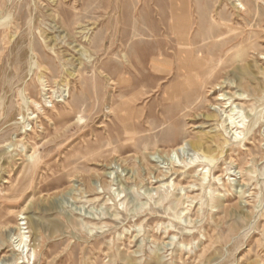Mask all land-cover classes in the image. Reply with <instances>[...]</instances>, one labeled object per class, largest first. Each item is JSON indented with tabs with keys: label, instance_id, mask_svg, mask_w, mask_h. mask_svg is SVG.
Here are the masks:
<instances>
[{
	"label": "rangeland",
	"instance_id": "1",
	"mask_svg": "<svg viewBox=\"0 0 264 264\" xmlns=\"http://www.w3.org/2000/svg\"><path fill=\"white\" fill-rule=\"evenodd\" d=\"M240 2L0 0V262L18 264L12 238L24 222L31 260L20 264H264V0ZM183 3L195 8L189 32L199 44L217 40L218 27L223 37L250 38L258 79L243 88L231 68L218 74L210 46L201 54L210 57L204 76L191 87L204 96L180 116L178 131H167L175 108L167 97L181 81L167 72L178 60L171 7ZM235 91L251 99L242 141L217 100ZM205 132L230 143L209 165L211 187L173 176L185 189L172 191L182 196L172 209L175 196L163 201L167 186L158 188L168 180L154 176L170 168L172 145H184L178 165L195 158L190 141ZM221 173L228 188L213 179ZM174 211L182 212L180 224ZM185 226L193 234L182 250ZM214 230L220 242L193 260Z\"/></svg>",
	"mask_w": 264,
	"mask_h": 264
},
{
	"label": "bare ground",
	"instance_id": "2",
	"mask_svg": "<svg viewBox=\"0 0 264 264\" xmlns=\"http://www.w3.org/2000/svg\"><path fill=\"white\" fill-rule=\"evenodd\" d=\"M235 1L240 2L241 0H235ZM235 5L238 7L242 5V3L240 2L239 4H235ZM194 12H195V8H192V5L188 3H183L180 6L173 4V6L171 7V15L173 17V23L170 26V29L172 33H174L177 37L176 55L178 56V60H177V64H175L173 68L167 70V72L169 76H173L177 79H180L181 81L171 85L170 88L173 91L167 97V100L168 99L171 100V103H173L175 107L174 110L168 114L167 120L171 121L170 123L171 126L167 131H172V130L178 131L182 123L180 116L184 115L185 110L194 109L196 106H198L199 98L201 96H204V93L199 92L197 90L194 91L191 89V87L195 86L196 84H199L201 78H203L204 76L203 73L206 69V66H208L210 57L209 56L203 57L201 56V54L206 53L209 50L210 46L213 47L215 46L214 55L220 61V63L217 66L219 70L218 74L221 73L222 71H225L226 69L231 68V70L235 75L234 77L238 76L240 80L239 86L241 85L243 88H247L252 80L258 79V75H257L258 73L256 72L255 69H253L254 66L251 64L249 59L250 57L253 56V54H255L254 53L255 47L249 41L250 38H247L243 34H236L233 32L223 37L225 34V32L222 31L223 28L218 27L215 29V31H213L212 34V38L213 37L218 38L217 40H214L211 44H207V43L199 44L195 39V37L193 38L190 36V32H189L190 27L192 25V22L190 20ZM135 25H136V29L141 34H144L139 19H137ZM169 45L173 48V44L170 43ZM165 53L166 52H163V50L158 52L159 55H163ZM260 54H264V53L261 52ZM152 61H153L152 62L153 67L154 68L158 67L159 61L156 58L152 59ZM262 72L264 73V68ZM246 78H248V80L246 81V84H243ZM207 83H212V81L204 82V84ZM218 84L220 87L217 86ZM223 84L224 81L222 83H217V85H215L216 86L215 88L216 89L220 88L221 90H223L224 89ZM259 85H261V83H259ZM262 88H264V85H262ZM245 93L246 92L237 93V91H235L229 93L230 94L229 95V94H225V92H222L219 94V97L217 98V100H219V105L223 108V113L227 114L226 121L228 124V128L230 127L231 130H234L235 139H240V141L244 139L242 138V134L245 130L248 129L247 123L250 116L248 112L246 114L244 113V111L245 109L251 107L250 104L251 99L248 98L249 94L248 95L246 94L247 96H245ZM233 105L236 106L233 107ZM229 108L231 109L228 111L227 109ZM250 110H252V108H250ZM143 116L144 115L142 112H138L135 115V117H138L141 121L144 120ZM212 117L215 116L209 114L206 115V118H212ZM129 119H131L130 116ZM127 130L128 132H130L133 131V128L127 126ZM207 132L197 135L195 138H193L190 141L192 148L194 149V151L198 153V155L189 161L185 159V161L181 162L183 163L182 166L177 164L175 158H177L176 155L180 154L181 150H183L184 145L181 144V145L170 146L166 152V155L169 157L171 161L170 162L171 165L168 163L170 165V168H168L167 170L160 169L158 173H156V175L154 176L156 179L155 182H157V180H159L160 182L164 180H168L167 183L162 182V184H160L158 188H165L167 186V188L164 190L162 194L163 201H165L169 197V195L170 197L175 196L173 201L174 206L172 207V209H175L178 206V204H181L180 202L182 200L181 199L182 196L180 195L179 192L176 194V193H172V191H175L176 189L180 188V192H181L185 189L183 188V184H180L178 181L177 182L173 181V179H175L173 177L174 175L177 174L176 177L185 175L186 177H190V178H194L197 176V178L194 180L195 182L193 183L189 182L188 187H194L197 184L200 186V190L202 189L205 190L207 187H211L210 184L208 186L206 185L207 184L206 181L210 177L209 174L211 173L210 169L208 170L209 165L214 164L217 158L218 151H221L219 149L220 148L222 149V147L230 143V140L225 139L224 141H221V138H219L217 135L211 136ZM202 166H203L202 170H197L199 167H200L199 169H201ZM244 171H245V167L240 166L241 174H243ZM75 172L71 174L72 177L76 175ZM222 176L223 173L218 174L217 176L214 174L213 179L215 182H222V185L225 188H228L229 184L223 180ZM151 178L152 177H149V180H151ZM240 178L243 182H246V179L244 178V174ZM120 196L121 194L118 195V197ZM183 196L194 200L199 199L198 198L199 196L194 195L193 197L188 191L185 192ZM212 196H210L211 198L210 201L214 203L215 201ZM123 203L121 204L123 205ZM183 204H185V202H183ZM225 212L227 213L228 216H230V213L227 210H225ZM172 215H173L172 217L180 224V221L182 220V216H183L182 212L174 211ZM22 219L24 220V218H21V220ZM25 224L26 223L24 222L19 223L18 225L19 232L16 236L13 235L12 238V240L14 239L13 242L14 249L16 251L22 252V256L17 258L18 264L25 263L27 260L28 261L31 260V257L28 256L29 236L26 235L27 232L24 231L25 228L22 227ZM174 224L175 223H173L172 221L165 226L164 232L162 233L164 238L167 237L168 234H170L169 229L170 228L172 229ZM0 225H2V227H0V234H1L3 232V229L5 228V224L0 220ZM185 230H187V226H185ZM191 232L193 231L187 230L186 234L184 233L185 235L183 237L182 242L180 243L182 244L183 247L182 250H185L186 249L185 247L188 246L189 242H187L188 239L187 234H190L189 236L192 237L193 233ZM215 235L216 234L214 230L213 234H210L208 236L209 237L208 244L204 246L203 253L198 255L197 258L194 257L193 260H197V259L200 260L202 258L204 260L209 255V253L215 248L216 244L220 242V239L214 238ZM173 236L176 238L177 237L176 233H174ZM182 258L183 255L181 253L178 255V260L182 261ZM0 264H3V262H0ZM129 264H136V263L130 259ZM185 264H187V262Z\"/></svg>",
	"mask_w": 264,
	"mask_h": 264
}]
</instances>
